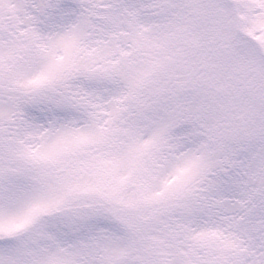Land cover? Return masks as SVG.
<instances>
[{"label": "snow or ice", "instance_id": "obj_1", "mask_svg": "<svg viewBox=\"0 0 264 264\" xmlns=\"http://www.w3.org/2000/svg\"><path fill=\"white\" fill-rule=\"evenodd\" d=\"M0 264H264V0H0Z\"/></svg>", "mask_w": 264, "mask_h": 264}]
</instances>
